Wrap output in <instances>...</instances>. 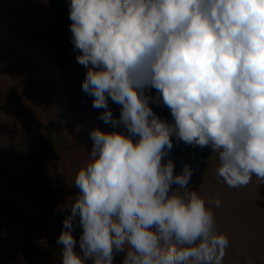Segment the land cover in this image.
<instances>
[{
    "label": "clouds",
    "instance_id": "1",
    "mask_svg": "<svg viewBox=\"0 0 264 264\" xmlns=\"http://www.w3.org/2000/svg\"><path fill=\"white\" fill-rule=\"evenodd\" d=\"M68 8L82 90L104 109L100 120L128 134L90 131L56 241L61 264H113L115 253L122 264H223L219 196L205 199L189 183L193 168L177 174L165 158L173 139L209 146L228 187L253 176L264 184V0H70ZM109 99L121 105L118 119Z\"/></svg>",
    "mask_w": 264,
    "mask_h": 264
},
{
    "label": "rangeland",
    "instance_id": "2",
    "mask_svg": "<svg viewBox=\"0 0 264 264\" xmlns=\"http://www.w3.org/2000/svg\"><path fill=\"white\" fill-rule=\"evenodd\" d=\"M69 3L70 0H0V169L4 170L0 190L8 196L0 195V264H61L62 245L56 243L54 229L34 231L29 223L30 210L19 209L18 202L32 194L40 203L48 198L49 211L42 217L47 222L56 213L62 223L78 195L75 174L88 162L93 144L88 141L78 148L59 149L54 161L59 174L56 176L35 152L38 143L46 150L53 139L39 123L54 131L57 141L71 145L74 135L87 139L96 128L128 134L123 125L114 129L100 120L104 109L93 108V98L82 90L86 68L76 61L79 52L73 51L70 42ZM147 94L156 95V90L150 89ZM108 104L118 119L121 105L111 99ZM149 107L160 118L169 120L162 102H150ZM191 157L192 154L180 153L173 139L165 159L173 160L177 174L185 163L189 164L193 168L189 183L205 199L219 196L221 205L213 208L218 231L249 247H264V225L256 221V204L263 205L264 198L253 192L252 181L232 194L216 175L218 156L210 159L207 153L199 152L197 164ZM8 199L16 202L12 208L7 205ZM236 200L241 205L234 216L232 206L225 203ZM61 230L56 229L57 234ZM80 232L77 226L74 237L78 239ZM123 256L124 253H115L113 264H122Z\"/></svg>",
    "mask_w": 264,
    "mask_h": 264
},
{
    "label": "trees",
    "instance_id": "3",
    "mask_svg": "<svg viewBox=\"0 0 264 264\" xmlns=\"http://www.w3.org/2000/svg\"><path fill=\"white\" fill-rule=\"evenodd\" d=\"M163 109L165 111V113L168 115L169 117V121H172L173 118L171 117L170 114V110L168 109V107L166 105H163ZM40 126L44 127L47 130H49L48 134L52 139V143L51 145H49V147L44 150L42 147L41 143H38L36 145V149L35 152L38 154V156L40 158H42V160H44L45 164L48 165V167L50 168V170L56 175L58 176V172L56 171V166L54 165V161L56 159V155L59 149H70L72 147H76L78 148L79 145L83 142H87L89 141V144H93V141L91 140L90 136L87 139H84L83 137H81L80 135H77V137L74 135L75 137V141L73 143V145L71 144H66V143H61L60 141H57L58 138L56 137L54 131L48 129L46 127V125H42L41 123H39ZM60 139V138H59ZM62 141V139H60ZM175 143H176V147L179 150L180 153L182 154H192V161L197 164L199 162V152H205L207 153L208 158H213V157H217L218 155L215 152H212L211 148L209 146H205L204 148H200L199 146H195V145H187L185 144L183 141L180 140H176L175 139ZM90 145V146H91ZM198 152V153H197ZM208 163V161H207ZM210 163V162H209ZM4 172V170L0 169V174H2ZM224 185V189L225 190H229L230 192H232V194L236 191L238 192V188H230L228 187L226 184ZM251 186H252V190L253 192H257V196H261V198H264V184H260V182L258 181V179L253 176L252 178V182H251ZM258 191H259V195H258ZM0 195H5L7 196V194H5L2 190H0ZM8 197V196H7ZM38 198L34 197V194H32L30 197L28 196L27 199H23L22 201L18 202V204L20 205L19 209H22L25 207L28 208L30 210V213L28 214L29 217V223L32 227V229L35 230H41L43 227L45 228H53L55 233H56V240L58 238V236L60 235L59 233L57 234L56 229L58 228H62V223H60L59 220V216L56 215V213H52L53 218L49 219L47 222L44 220V218L42 217V215H44L46 212L49 211V209L47 208V202H48V198L42 200V203H40L39 200H36ZM7 205L9 208L13 207V204H15L16 202L13 201V199H8L7 201ZM53 204V203H52ZM51 204V205H52ZM228 206H232V209H230L232 211V215L236 216L234 211L237 209L238 205H241V201H233L231 203H225ZM255 204V202H254ZM233 205H235L233 207ZM255 207V206H254ZM240 208V207H239ZM256 210H258L256 212V221L259 223L258 225H264V200H263V205H260V203L256 204ZM21 212L23 213L24 211L21 210ZM55 223V225H54ZM263 237L262 240L264 241V234L262 233ZM15 243V242H14ZM16 243L14 245V249L16 248ZM252 246L249 247L248 244H245L243 242H241L238 238L233 237V240H231L229 238V246L226 249V255L223 259V264H264V247H258L257 248H253ZM247 257V258H246Z\"/></svg>",
    "mask_w": 264,
    "mask_h": 264
}]
</instances>
